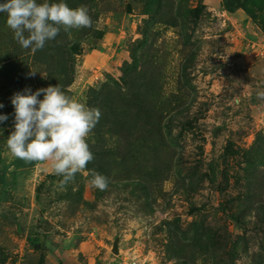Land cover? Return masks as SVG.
I'll return each instance as SVG.
<instances>
[{
	"label": "rangeland",
	"instance_id": "rangeland-1",
	"mask_svg": "<svg viewBox=\"0 0 264 264\" xmlns=\"http://www.w3.org/2000/svg\"><path fill=\"white\" fill-rule=\"evenodd\" d=\"M227 1L64 0L92 27L35 53L0 13V264H264V0ZM58 84L102 113L66 186L6 143Z\"/></svg>",
	"mask_w": 264,
	"mask_h": 264
},
{
	"label": "clouds",
	"instance_id": "clouds-1",
	"mask_svg": "<svg viewBox=\"0 0 264 264\" xmlns=\"http://www.w3.org/2000/svg\"><path fill=\"white\" fill-rule=\"evenodd\" d=\"M0 13H7V26L14 32V39L32 53L42 50L61 30L69 32L93 25L86 5L71 8L64 0H6L0 3ZM41 94L43 99H39ZM256 95L264 100V90ZM11 103L15 108L14 131L6 143L13 157L26 163L51 161L54 173L63 178L61 186L74 181L76 174L93 161L87 139L101 119L99 108L68 95L59 84L35 92L26 88L15 93ZM8 118L0 115V122ZM90 183L104 191L109 178L93 171Z\"/></svg>",
	"mask_w": 264,
	"mask_h": 264
},
{
	"label": "water",
	"instance_id": "water-1",
	"mask_svg": "<svg viewBox=\"0 0 264 264\" xmlns=\"http://www.w3.org/2000/svg\"><path fill=\"white\" fill-rule=\"evenodd\" d=\"M112 253L115 255L119 254V238H116L112 245Z\"/></svg>",
	"mask_w": 264,
	"mask_h": 264
},
{
	"label": "trees",
	"instance_id": "trees-1",
	"mask_svg": "<svg viewBox=\"0 0 264 264\" xmlns=\"http://www.w3.org/2000/svg\"><path fill=\"white\" fill-rule=\"evenodd\" d=\"M226 3L229 8L233 7L235 3H237V5H241V2H237L236 0H228Z\"/></svg>",
	"mask_w": 264,
	"mask_h": 264
}]
</instances>
